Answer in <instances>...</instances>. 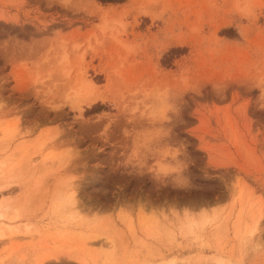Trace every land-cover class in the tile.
<instances>
[{
    "label": "rangeland",
    "instance_id": "obj_1",
    "mask_svg": "<svg viewBox=\"0 0 264 264\" xmlns=\"http://www.w3.org/2000/svg\"><path fill=\"white\" fill-rule=\"evenodd\" d=\"M81 1L0 0V264H264V0Z\"/></svg>",
    "mask_w": 264,
    "mask_h": 264
},
{
    "label": "bare ground",
    "instance_id": "obj_2",
    "mask_svg": "<svg viewBox=\"0 0 264 264\" xmlns=\"http://www.w3.org/2000/svg\"><path fill=\"white\" fill-rule=\"evenodd\" d=\"M81 3H82V5H84L86 7H89V8H92V9L97 8V4L94 1H92V0H82ZM65 199L67 201V203L65 205L68 204V206H66V207H68L69 210L74 209L73 206H74L75 202H74V198H73V192H70V191L67 192V194L65 196ZM165 264H175V261L174 260H169Z\"/></svg>",
    "mask_w": 264,
    "mask_h": 264
},
{
    "label": "trees",
    "instance_id": "obj_3",
    "mask_svg": "<svg viewBox=\"0 0 264 264\" xmlns=\"http://www.w3.org/2000/svg\"><path fill=\"white\" fill-rule=\"evenodd\" d=\"M101 3H120L122 2L123 0H97ZM184 49H173L171 51V53H174V54H177V53H180L181 51L183 52ZM165 58V57H164ZM101 109H103V106L100 105V104H96L92 109L91 111H100ZM89 111V112H91Z\"/></svg>",
    "mask_w": 264,
    "mask_h": 264
}]
</instances>
